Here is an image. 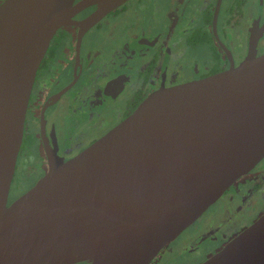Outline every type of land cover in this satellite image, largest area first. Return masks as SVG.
Wrapping results in <instances>:
<instances>
[{"label":"water","instance_id":"obj_1","mask_svg":"<svg viewBox=\"0 0 264 264\" xmlns=\"http://www.w3.org/2000/svg\"><path fill=\"white\" fill-rule=\"evenodd\" d=\"M0 4V264H149L264 157V54L149 94L8 206L28 97L55 30L88 28L125 0ZM200 264H264V212Z\"/></svg>","mask_w":264,"mask_h":264},{"label":"flooded vegetation","instance_id":"obj_2","mask_svg":"<svg viewBox=\"0 0 264 264\" xmlns=\"http://www.w3.org/2000/svg\"><path fill=\"white\" fill-rule=\"evenodd\" d=\"M98 8L85 6L71 24L57 28L36 68L7 206L45 173L48 155L62 160L77 155L152 92L222 73L248 52L264 54V0H125L81 29L77 22ZM145 10L148 23L137 14ZM24 166L36 178L18 192L14 178ZM222 199L227 206L219 216L210 208ZM263 212L264 157L149 264H178L176 256L165 261L170 246L196 222L201 228L179 250L191 255L206 245L202 258L191 263L200 264ZM234 215L243 219L235 222Z\"/></svg>","mask_w":264,"mask_h":264},{"label":"rangeland","instance_id":"obj_3","mask_svg":"<svg viewBox=\"0 0 264 264\" xmlns=\"http://www.w3.org/2000/svg\"><path fill=\"white\" fill-rule=\"evenodd\" d=\"M137 14L142 15V21H145L146 23L149 22V18H148L149 13L146 10L142 11V13H137ZM35 178H36L35 173L31 171V169H29V166L22 167L14 178V181H15L14 184L17 185V191L19 192V191H23L24 189H26L29 183L32 182ZM225 201H226L225 199L216 201L215 202L216 204L214 203V205L210 208V211L217 213V215L220 216L221 215L220 210L222 208V205H226ZM210 214L211 212L208 211V213L207 212L204 213L202 217H205L207 219L208 215ZM234 216H235L234 218L235 222H239L243 219L242 215H234ZM200 228L201 226L199 225L198 222H196L194 225L189 227L184 232V234H182L177 240H175L170 246L171 251L168 253L167 257L165 258V261L169 260V263H171V259L174 258L175 256H176V260L178 261V264H191L192 262L197 261L198 259H201L203 253L206 251L204 249L206 248V245L204 244L200 246L198 249H196V251L191 255L185 254L184 251H182V249L179 250L180 243L184 242L185 239H187L188 235L192 234L193 232L197 231Z\"/></svg>","mask_w":264,"mask_h":264}]
</instances>
